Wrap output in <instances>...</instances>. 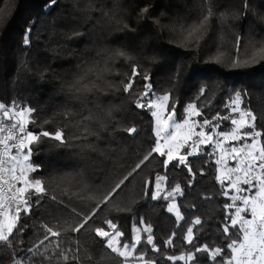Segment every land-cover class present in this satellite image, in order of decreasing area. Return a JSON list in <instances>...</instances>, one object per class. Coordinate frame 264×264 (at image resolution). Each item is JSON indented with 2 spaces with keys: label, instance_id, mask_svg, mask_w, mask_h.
<instances>
[{
  "label": "trees",
  "instance_id": "trees-1",
  "mask_svg": "<svg viewBox=\"0 0 264 264\" xmlns=\"http://www.w3.org/2000/svg\"><path fill=\"white\" fill-rule=\"evenodd\" d=\"M246 2L245 12V0H213L216 16L211 19L207 35L199 43L189 44L180 34V25H190L199 18L200 0H0V15L4 18L0 24V103L34 109L29 131L54 133L63 128L67 137L80 135L83 125L79 122L89 110L96 113L98 106H103L104 110L112 109L114 115L99 138L89 136L87 141H76L95 144V151L81 154L79 148L56 147L58 142L50 138L31 146L30 162L39 169L31 175L45 182L47 194L39 201L32 197L30 212L22 213L18 222L23 230L15 231L11 238L15 251L7 246L0 248V264H11L13 259H20L21 264H57L60 249L70 258L67 264H122L124 258L106 249V242L95 237L93 231L97 226L111 230L104 223L108 219L124 233L118 238L120 243H133V236L139 239L134 257L146 254L147 260L157 264H221L230 255L225 251L215 261L209 256L216 247L230 242L222 234L229 224V210L225 209L228 199L215 181L213 158L204 153L187 158L186 165L194 175L176 160L165 168L164 157L153 153L80 232L71 229L84 215H90L100 195L127 175L153 147L149 111L137 108L135 103L145 91V83L151 85L148 96L169 94V104L176 105V120L189 103L201 112L196 116L199 121H213L218 113L220 117L228 116L226 106L240 91L246 94L241 107L253 111L256 129L264 131V60L232 67L237 38L241 59L251 55L253 44L264 41V0ZM143 9L147 11L142 13ZM225 12L228 16L221 20L220 14ZM26 33L28 45L23 42ZM117 50L127 52L132 60L116 57ZM218 55L221 61L214 62ZM93 61H99L101 71L107 63L109 70L103 71L99 83L109 91L90 95L86 106H82L65 89L79 71L78 65ZM134 65L140 75L135 77L130 94L119 91ZM145 74L148 81L143 78ZM201 87L204 93H200ZM65 107L80 115L66 119ZM213 123L220 125L218 130L229 128L228 120L219 117ZM128 127H135L136 132L129 134L124 130ZM91 128L96 130V125ZM65 173L75 176L70 187L55 179ZM157 173L166 177L164 191L181 185L183 194L176 198V205L184 219L179 226L176 217L166 210L167 200L160 196L153 201L150 193L145 195V181H151L153 188ZM52 196L57 197L56 202ZM196 218L201 224H192ZM42 225L61 235L45 240ZM147 225L152 226L153 245L146 243L149 233L142 230ZM190 226L193 242L188 244L183 237ZM170 237L173 243L166 245ZM57 240L59 249L55 248ZM38 245L40 253L48 250L46 255L29 252ZM205 245L207 252H196ZM189 253L192 259L187 263L167 259L187 257ZM73 255L80 261L71 259Z\"/></svg>",
  "mask_w": 264,
  "mask_h": 264
},
{
  "label": "snow or ice",
  "instance_id": "snow-or-ice-1",
  "mask_svg": "<svg viewBox=\"0 0 264 264\" xmlns=\"http://www.w3.org/2000/svg\"><path fill=\"white\" fill-rule=\"evenodd\" d=\"M52 2L54 3L55 0H52ZM244 7L246 12L248 7L246 0ZM199 8L200 16L198 19L194 20L190 25H180V34L189 44L193 41L199 43L207 35L211 19L216 16L213 0H200ZM146 11L147 9H143L142 13ZM236 15L238 16L240 13L237 12ZM227 16V12L221 13L220 19L223 20ZM3 23L4 18L0 15V24ZM124 27L126 28L127 25L125 24ZM172 30L176 31L174 25L172 26ZM75 35H80V33H75ZM23 42L25 45H28L30 42L27 33ZM240 43V39L237 38L236 45L238 51L232 59L233 68L247 67L257 63L259 60H264V41L253 44V51L246 59L240 58ZM114 55L116 57H123L129 61L132 60V57L123 50H117ZM213 59L214 62H220L221 56L218 55ZM78 68L79 71L74 75L72 81L67 84L65 90L72 98L80 101L82 106H86L90 95L109 91V89H103L99 83L103 79V71L109 69L107 63H105V68L101 71L99 69V61L85 62L82 66L78 65ZM138 75H140L138 66L134 65L131 76L127 82L123 83V87L118 90L130 94L134 79ZM143 78L145 81L149 80V76L146 74ZM144 89L145 91L135 103L137 108L147 107L151 111V115L156 119L157 127L154 130L156 136L155 146L150 149L147 155L127 175L123 176L109 190L103 192L100 195L99 203L95 205L91 214L84 215L81 222L71 230L75 233L80 232L93 216L96 215V210L101 205L107 204L110 200L114 199L123 186L126 185V182L129 181L130 177L134 176L136 171L141 168L145 161L149 160L153 153L167 157L163 161L165 168H167L174 160H178L181 165H186L187 158L195 154V151H186L181 154V148L191 147L195 150L199 145L211 146L214 144L215 149L220 153L219 158L215 161L217 165L215 181L220 184L222 195L230 198L231 203L225 204V209L231 211L226 216L230 224L225 225L222 232L225 239L230 242L224 246L216 247L211 253L212 259L215 261L216 258L224 256L225 251H227L230 255L226 259H223L221 264H264V131L256 129L255 121L257 117L253 111L250 108L241 107L244 103L242 96L246 94H242L240 91L235 92L234 96L230 99L229 105L226 106L230 107V114L223 117H220L219 113L217 114V117L221 120H228L232 125L230 131L219 132V139H217L212 135V132H216L220 126L218 123H213L217 117H213V121L204 119L201 123L197 120H191L190 123L191 117L200 116L201 112L194 104L189 103L184 109L185 118L182 122L178 123L175 121L176 105L169 104V94L149 100L147 98L151 91V85L145 83ZM204 92L205 88L201 87L200 93ZM153 108L156 111H152ZM165 109H170L167 119L163 118ZM34 111L30 107L18 108L14 104L10 108L0 103V113H2L0 115V248L7 246L12 252L15 251V246L12 244L11 238L15 231L23 230L18 228L21 214L30 212L33 196L39 201L40 198L47 194L45 182L31 175L39 170L38 166H34L30 162L33 151L31 146L38 144L43 138H50L52 141L58 142L55 145L56 147L79 148L81 154L95 151V144L91 142L77 144L76 141H87L89 136L99 138V133L106 131L109 123L114 119L112 109L104 110L103 106H98L96 113L89 110L88 114L80 120L79 123L83 125L80 135L67 137L63 128H58L54 133L46 130H42L39 133L29 131L28 124L31 122L29 117ZM63 115L66 119L71 120L72 117L80 115V113L76 112L73 108L65 107ZM93 124L96 125V130L91 128ZM197 127L200 129L199 131H196ZM209 127L211 128V132L206 130ZM124 130L129 134L136 132L135 127H128ZM5 132L8 134L3 135ZM162 133L163 137H161ZM161 138L164 140L163 145L161 144ZM70 140L72 141L71 143L69 142ZM189 141L192 142L191 145H189ZM226 141L235 143L228 148L225 146ZM165 146L167 147V151H165ZM229 157L233 162L231 166L229 165ZM188 171L190 175H194L190 166H188ZM55 179L67 187H70L75 182V176L67 173L58 175ZM165 179V176L159 173L156 174L155 191L151 188V181H145V195L150 193L153 201L158 200L162 191L161 184ZM225 181H227V185ZM230 193L232 194L230 195ZM65 194H68L67 188ZM177 194H183L180 184H176L164 199L168 200L172 198L174 200ZM51 198L56 202V196H52ZM90 198L94 199L95 195L90 194ZM174 209L176 223L179 226L184 217L174 202L169 203L167 211L172 213ZM104 223L111 231L97 226L93 229L95 237L100 238L101 241H105L106 249H110L112 253H116L119 257L124 258L125 261L129 257L134 256V252H130L129 249H136L137 244L140 243L139 239L133 236V243H123L121 245L118 238L123 237L124 233L118 229L117 224L111 219L105 220ZM140 223L144 224L145 222L141 219ZM192 224L199 225L201 224V220L196 218ZM42 228L44 229L45 240L61 235L60 232L48 225H42ZM230 229H234L235 231L230 232ZM143 230L149 233L146 243L153 245L152 226L147 225ZM137 231L138 229L134 227L133 233ZM183 241L188 244L193 242V227H188ZM171 243H173V240L170 237L165 244ZM41 244H43V241H41ZM55 248H60L59 240H57ZM38 249L39 245L29 249V252L40 256L47 254V249H45V253H40ZM154 250L159 251V249ZM200 251L207 252L208 246L205 245L203 249L199 247L196 249V252ZM184 258L183 255L180 257H167L169 261L182 260ZM187 258L191 260L192 254L189 253ZM69 259L67 253L60 249L57 264H60V261L67 264ZM71 259L80 261V257L76 255H73ZM139 259L144 260L145 264H157L155 260H147L146 254H142ZM11 264H21V260L13 259Z\"/></svg>",
  "mask_w": 264,
  "mask_h": 264
},
{
  "label": "rangeland",
  "instance_id": "rangeland-1",
  "mask_svg": "<svg viewBox=\"0 0 264 264\" xmlns=\"http://www.w3.org/2000/svg\"><path fill=\"white\" fill-rule=\"evenodd\" d=\"M156 97H158V96H148V98L147 99H149V100H153V99H155ZM142 103H143V101H142ZM230 103V102H229ZM229 103L227 104V105H229ZM187 106V105H186ZM185 106V107H186ZM145 109H147L148 110V108L147 107H144ZM185 109V108H184ZM149 111V110H148ZM152 111H156V109L155 108H153L152 109ZM168 111H170V109H165L164 110V113H163V118L164 119H167V115H168ZM149 114H150V116H151V119H152V132H153V136H154V145H153V147L155 146V140H156V136H155V129H156V119L151 115V111H149ZM230 114V107H228V115ZM185 112H184V110H183V114H182V117H180L178 120H176V118H175V121L176 122H182L183 121V119L185 118ZM238 115V114H237ZM191 120H197V118H196V116H193V117H191V119H190V123H191ZM197 121H199V120H197ZM199 122H201L202 123V121H199ZM228 123H229V128L227 129V130H225V131H223V130H216V132H212V135L214 136V137H216L217 139H219V136H218V133L219 132H228V131H230L231 130V127H232V125H231V123H230V121H228ZM200 129H199V127H197V129H196V131H199ZM207 131H209V132H211V128L209 127V128H207L206 129ZM161 137H163V133L161 134ZM194 139H197V138H194ZM191 141H189V145H191ZM233 143H235V142H231V141H226L225 142V146L226 147H228V148H230L231 147V145L233 144ZM161 144L163 145L164 144V140L161 138ZM165 151H167V147L165 146ZM186 151H195V154L193 155V156H196L197 154H199V153H204V154H207V155H211L212 156V158H213V162H214V164H215V166L217 167V165H216V163H215V161L219 158V155H220V153H219V151L218 150H216L215 149V146H214V144L213 145H211V146H208V145H199L198 146V148L197 149H192L191 147H185V148H181L180 149V153L181 154H183V153H185ZM214 153V154H213ZM158 154V153H157ZM193 156H189V157H193ZM164 157V160L167 158L166 156H163ZM178 163H179V161L178 160H176ZM233 164V162L231 161V159H230V157H229V165L231 166ZM225 184L227 185V181H225ZM161 188H162V191H161V193H160V196H162L163 198L165 197V196H167V193L168 192H170V191H172V190H169V191H164V181L162 182V184H161ZM153 191H155V179H154V181H153ZM232 193H230V195H231ZM178 196H180V194H177V195H175V198H174V200L172 199V198H169L168 200H167V207H168V204L169 203H172V202H174L175 204H176V198L178 197ZM227 199H228V203H231V200H230V198L229 197H227ZM167 207H166V210H167ZM230 211L231 210H229V212L228 213H230ZM168 212V211H167ZM171 214H173L174 216H175V209L173 210V212L171 213ZM229 224H230V221H229ZM144 228H142V230H143ZM109 231H111V230H109ZM144 231V230H143ZM136 233V232H135ZM123 243H121V245H122ZM129 251L130 252H133V249H129ZM211 253L212 252H209V256L212 258V255H211ZM139 257L140 256H136V257H134V256H132V257H129L128 258V260L127 261H123L122 262V264H143V261L141 260V259H139ZM189 259L187 258V257H185L184 259H182V260H180V261H183L184 263H187V261H188Z\"/></svg>",
  "mask_w": 264,
  "mask_h": 264
},
{
  "label": "built area",
  "instance_id": "built-area-1",
  "mask_svg": "<svg viewBox=\"0 0 264 264\" xmlns=\"http://www.w3.org/2000/svg\"><path fill=\"white\" fill-rule=\"evenodd\" d=\"M7 134H8L7 132L3 133V135H7ZM5 187H7V186H5Z\"/></svg>",
  "mask_w": 264,
  "mask_h": 264
}]
</instances>
